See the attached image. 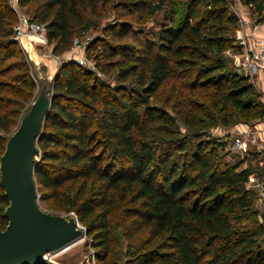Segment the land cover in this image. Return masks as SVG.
Masks as SVG:
<instances>
[{"label":"trees","instance_id":"obj_1","mask_svg":"<svg viewBox=\"0 0 264 264\" xmlns=\"http://www.w3.org/2000/svg\"><path fill=\"white\" fill-rule=\"evenodd\" d=\"M111 1L17 0V5L32 21L45 24L52 52L64 53L78 32L98 26ZM117 2L127 14L162 12L157 42L89 44L85 54L95 50L91 56L100 71L119 66L112 87L75 62L61 63L36 143L40 153L33 177L40 198L53 210L72 212L85 227L95 264H119L117 228L131 239L124 264H264V212L256 208L254 190L244 187L253 175L264 177V161L241 167L243 157L220 168V158L228 154L225 141L207 148L203 141L189 144L169 135L176 121L205 125L197 116L203 109L186 117L182 92L171 104L176 117L149 103L165 82L176 78L191 92L212 88L208 105L222 112L223 125L260 119L263 95L226 55V50H239L228 35L238 17L228 11V0ZM243 2L256 15L255 23L264 24V0ZM15 22L10 0H0V77L18 70L12 80L22 86L0 79V155L36 96L26 63L4 64L18 57V43L11 39ZM116 27L110 31L113 40L132 32L127 23ZM102 57L106 64L101 65ZM152 122L159 125L147 127ZM249 154L264 159L256 151ZM7 204L0 185V229L7 223Z\"/></svg>","mask_w":264,"mask_h":264},{"label":"rangeland","instance_id":"obj_2","mask_svg":"<svg viewBox=\"0 0 264 264\" xmlns=\"http://www.w3.org/2000/svg\"><path fill=\"white\" fill-rule=\"evenodd\" d=\"M118 0H112L108 6L101 12V16L99 17L98 26L89 28L83 33L79 32L74 36L70 47L64 53H53L52 52V44L47 45H39L37 42L34 43L32 46L31 51H27L21 48L18 45V57H10L8 60L4 62L7 64L11 61L16 59L25 62L28 69L30 76L36 82V88L34 94L37 95L42 88L46 90L47 94H50L52 91L51 84L53 82V76L58 70V67L61 63L67 62H75L76 65L85 68L86 70L91 71L98 80L103 83L108 84L109 86L117 85V71L119 66H115L109 68L106 71H100L96 65L95 61L92 59L93 54L96 53L95 50L90 53V56H86L85 50L89 44L101 45V41H106L112 45L116 43L122 45H131L133 47H138V41L149 38L154 42H157V33L161 24L163 23V14L162 12H157L154 15L147 14L146 11L140 12H133L127 14L126 11L118 6ZM10 4L12 7V0H10ZM20 12L24 13V8L16 6ZM13 11L15 12L14 8L12 7ZM228 11L236 16L239 15L240 17L249 20L250 22H255V14H252L251 9L249 6L245 5L243 0H228ZM16 14V13H15ZM238 17V16H237ZM127 23L130 26L132 32H129V36H125L121 39H112L110 35V31H114L117 29L116 24L118 23ZM107 30V33L104 31ZM240 30V23L238 20L236 28L228 33L234 41L237 39V35L239 34ZM137 40H135V39ZM78 42V47L74 46L73 41ZM92 55V56H91ZM228 56V55H227ZM82 59V63L79 64L75 60ZM114 59H118V56ZM229 63L230 59L228 56ZM107 59L101 58L100 63L101 65L107 63ZM114 61V60H112ZM103 63V64H102ZM228 63V61H227ZM229 63L227 64V70L229 69ZM18 70H11L7 72L4 76H1L0 79L5 83L15 86V87H22L18 82L12 80V76L17 74ZM180 81L176 78L169 79L165 82L150 98V105L162 108L167 111L173 117H176V112L171 109V104H175L174 101L177 100L179 97L178 93L182 92V99L185 100L184 105L187 107L184 109V115L186 117H190L195 112L194 110L203 109L201 113L197 116L201 121L204 122L205 125L203 126H195V127H188L184 125L180 121H176L174 129L169 134L174 140H186L189 144H193L197 141H203L207 148L211 147L213 142L217 143L218 141H225L232 134V127L235 125H223L219 121V115H222V112H217L216 109L210 108L208 105V99L210 98L213 89H205V88H197L194 91H189L186 88L180 87ZM125 84L127 82H124ZM253 87L255 91H258L264 96V84L254 81ZM9 99H14L10 93L6 94ZM168 99V100H166ZM172 104V105H173ZM10 108L13 107L12 105L9 106ZM176 109H181V105H177ZM209 113V116H207ZM19 121V119H18ZM155 125H159L156 122L147 123V127H154ZM38 151L35 155V159L39 158ZM220 155V154H219ZM252 155V156H251ZM221 157V156H220ZM245 157L244 164L241 167H244L246 164L250 163V165H256L257 163L260 164V157L259 154H247ZM238 159H241V156H236L234 154H226L224 157L220 158L219 167L224 168L228 165H232L233 163L237 162ZM256 176V175H253ZM260 179V178H259ZM246 189H253L252 185H248L246 182L245 186ZM40 190H38L36 184V194H37V201L40 208L46 212L56 213V214H68L69 212L65 213L64 211H56L48 206L47 201H43L40 198ZM113 203L118 205L119 200L117 197L114 196ZM72 215V214H71ZM70 215V216H71ZM114 235L116 236V250L119 254L120 261L119 264H124V261L129 258L127 254L128 243L131 239L125 237L123 235L122 228H117L113 231ZM133 243H137L134 241ZM93 258V248L90 245V238L89 236L85 235V238L80 240L79 242L72 245L65 251L55 253L50 257L49 262H44L45 264H92Z\"/></svg>","mask_w":264,"mask_h":264},{"label":"water","instance_id":"obj_3","mask_svg":"<svg viewBox=\"0 0 264 264\" xmlns=\"http://www.w3.org/2000/svg\"><path fill=\"white\" fill-rule=\"evenodd\" d=\"M42 88L8 136L0 155V185L8 200L0 229V264H38L80 240L73 216L42 210L37 201L33 164L42 121L51 103Z\"/></svg>","mask_w":264,"mask_h":264},{"label":"built area","instance_id":"obj_4","mask_svg":"<svg viewBox=\"0 0 264 264\" xmlns=\"http://www.w3.org/2000/svg\"><path fill=\"white\" fill-rule=\"evenodd\" d=\"M16 6L17 0H12V7L16 13V22L12 27L11 39L16 41L21 48L29 52L35 42H41L47 45L45 24L32 21L25 13L20 12ZM237 16L240 23V30L236 39L239 50L235 52L226 50V55L229 56L231 65L237 72L248 76L254 82L257 80L258 74L264 75V34L258 32L255 22H250L239 15ZM73 43L75 47L79 46L77 41L74 40ZM75 61L79 64L82 63V59L77 58ZM257 121H264V114ZM231 132L232 134L225 144V151L227 153L241 156V158L245 157L250 151H256L264 155V136H261L252 127V123H246L242 129L232 130ZM262 162L261 160L260 164ZM248 185H252L256 194V208L264 212V177L259 179L256 176H252L248 180ZM70 215L76 219L72 212L64 216L68 217ZM76 226L82 232H85V227L77 219ZM85 235L83 233L80 240L85 238ZM72 245L61 249L57 253L67 250ZM52 255H49L45 262H49ZM92 264H95L94 257L92 258Z\"/></svg>","mask_w":264,"mask_h":264},{"label":"crops","instance_id":"obj_5","mask_svg":"<svg viewBox=\"0 0 264 264\" xmlns=\"http://www.w3.org/2000/svg\"><path fill=\"white\" fill-rule=\"evenodd\" d=\"M257 24V29L258 32L261 34H264V24L263 23H256ZM39 45H43L41 42H37ZM59 68V67H58ZM256 82H259L261 84H264V75L263 74H258L257 75V80ZM263 101H264V96H263ZM245 126L243 123L236 124L235 126L232 127V130H240ZM252 127L259 132L261 136H264V121H255L252 123ZM261 161V160H260ZM264 161V159H262Z\"/></svg>","mask_w":264,"mask_h":264}]
</instances>
